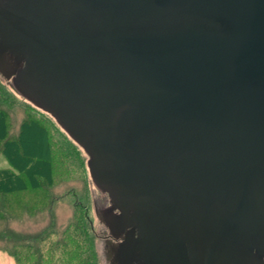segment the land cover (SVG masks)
Instances as JSON below:
<instances>
[{"label": "water", "instance_id": "1", "mask_svg": "<svg viewBox=\"0 0 264 264\" xmlns=\"http://www.w3.org/2000/svg\"><path fill=\"white\" fill-rule=\"evenodd\" d=\"M0 76L84 151L123 250L264 264V0H0Z\"/></svg>", "mask_w": 264, "mask_h": 264}, {"label": "trees", "instance_id": "2", "mask_svg": "<svg viewBox=\"0 0 264 264\" xmlns=\"http://www.w3.org/2000/svg\"><path fill=\"white\" fill-rule=\"evenodd\" d=\"M21 105L24 115L14 122L12 110ZM80 149L48 113L30 102L21 104L18 95L0 81V154L8 162L0 168V250L13 256L15 264H91L88 196L80 200L75 191L68 193L73 197L74 216L61 236L52 213L53 188L64 183L70 172L63 159L69 156L82 172L85 169ZM61 168L66 175L58 177ZM36 212L48 213V221L36 233L8 225L9 217Z\"/></svg>", "mask_w": 264, "mask_h": 264}, {"label": "rangeland", "instance_id": "3", "mask_svg": "<svg viewBox=\"0 0 264 264\" xmlns=\"http://www.w3.org/2000/svg\"><path fill=\"white\" fill-rule=\"evenodd\" d=\"M0 81L3 82L5 85L9 86L10 90L13 91L15 94L18 95L19 101L21 104H27L28 101H26L25 98H23L21 95H19L15 89L11 86L10 82L8 80H5L0 76ZM28 102V103H27ZM23 108L22 105L15 107L14 111L12 110V117L14 122H18L21 116H23ZM34 136V134H33ZM29 143V142H28ZM37 143V142H36ZM28 145V144H27ZM38 149L41 147L40 143L37 144ZM29 147V145H28ZM82 154V160L83 165H85L84 171H81V167L77 165L75 160H73L71 157H67V159H63L65 164L68 166L69 175L66 178H63L64 183H57L55 187L53 188V193L55 194V201L53 204V210L52 213L54 215V224L55 227H57L59 235L61 236L62 230L68 225L69 221L73 219L74 216V205H73V197L68 194L70 191H75L78 195L75 198H78L81 200L84 199L86 196H88V207H89V217L90 222L92 225V252L93 255L90 253L89 250V261L91 264H104V257L102 254V245L101 240L99 238V233L102 228L101 222L96 217L95 209H94V200L98 201L101 199L105 194L101 192L92 182L89 172L87 170V156L80 149ZM60 162L58 163L61 167V159H59ZM8 162L7 160L0 154V168L7 167ZM72 166V167H71ZM73 168V169H72ZM65 171V170H64ZM61 174L66 175L65 173H62V168L58 174V177H62ZM26 214L24 217L21 218H15V217H9L8 219V225L17 231H22L26 233L31 232H37L40 230L43 226H45L46 222L48 221V213H24ZM91 247V245H90ZM91 249V248H90ZM95 260V262H94Z\"/></svg>", "mask_w": 264, "mask_h": 264}, {"label": "flooded vegetation", "instance_id": "4", "mask_svg": "<svg viewBox=\"0 0 264 264\" xmlns=\"http://www.w3.org/2000/svg\"><path fill=\"white\" fill-rule=\"evenodd\" d=\"M93 203L96 217L102 224L99 238L102 245L104 264H147L144 258L139 255L140 252L137 248L135 249V256L131 255L129 249L123 250V245L127 241L136 239L138 232L130 227L121 228L112 225V222L117 219L120 213L118 210L111 209L108 196L105 194L98 201L94 200ZM166 264L170 263L167 262Z\"/></svg>", "mask_w": 264, "mask_h": 264}, {"label": "crops", "instance_id": "5", "mask_svg": "<svg viewBox=\"0 0 264 264\" xmlns=\"http://www.w3.org/2000/svg\"><path fill=\"white\" fill-rule=\"evenodd\" d=\"M0 264H15L13 256L7 252L0 250Z\"/></svg>", "mask_w": 264, "mask_h": 264}]
</instances>
